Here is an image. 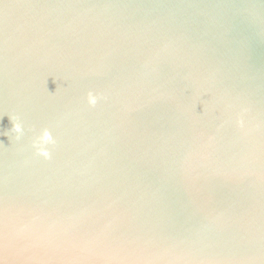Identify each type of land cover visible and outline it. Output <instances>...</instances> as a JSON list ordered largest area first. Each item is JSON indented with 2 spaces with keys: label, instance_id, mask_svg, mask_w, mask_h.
Here are the masks:
<instances>
[{
  "label": "water",
  "instance_id": "water-1",
  "mask_svg": "<svg viewBox=\"0 0 264 264\" xmlns=\"http://www.w3.org/2000/svg\"><path fill=\"white\" fill-rule=\"evenodd\" d=\"M0 264H264V0H0Z\"/></svg>",
  "mask_w": 264,
  "mask_h": 264
}]
</instances>
